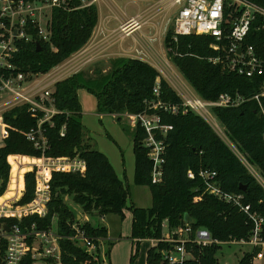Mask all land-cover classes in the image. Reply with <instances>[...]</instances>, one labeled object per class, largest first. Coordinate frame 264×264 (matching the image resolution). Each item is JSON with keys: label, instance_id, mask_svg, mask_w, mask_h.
<instances>
[{"label": "trees", "instance_id": "obj_1", "mask_svg": "<svg viewBox=\"0 0 264 264\" xmlns=\"http://www.w3.org/2000/svg\"><path fill=\"white\" fill-rule=\"evenodd\" d=\"M48 18L49 40L41 39L37 28L31 25L26 29L31 38L17 41L19 50L12 59L16 67L14 74L20 71L27 75V79H32L49 72L87 46L99 23V8L96 3L83 5V0H71L67 8H52ZM214 41L213 36L194 33L180 35L176 39L173 29L166 35L171 61L203 98L215 100L224 92L249 96L257 91L258 81L209 61L210 57L216 55L211 47ZM250 42L264 55V31L252 33ZM158 78L160 95L156 97L154 87ZM79 89H86L96 96L99 114H113L119 123L123 121V114L146 111L147 101L159 99L171 104L182 101L156 67L134 57L113 59L107 72L81 70L57 81L52 95L61 113L54 116V125L44 124L49 145L46 153L50 156L80 155L86 161V167L79 172L54 173L49 213L42 224L48 226L55 217L60 234L74 233L72 224L80 221L79 213L65 200L68 196L89 216L103 217L114 213L124 218L125 210L129 209L133 215L132 238L138 240L160 239L164 222L170 229L183 226L186 224V214L193 219L191 225L195 229L206 228L214 239L221 242L251 238L254 224L248 215L238 205L207 193L198 172L202 169L216 171L225 192L243 194L244 205H250L251 210L263 217L264 188L200 115L193 111L171 114L161 110L163 123L172 128L164 136L166 162L164 178L158 184L151 181L152 163L143 145L146 133L139 125L133 128L134 182L148 186L152 193V206L141 208L134 203L128 205L129 185L118 176L109 157L94 149L91 140L85 137ZM215 113L229 139L251 164L264 170V117L257 102L249 100L237 107L216 108ZM3 119L9 126V135L0 144V178L3 180L0 197L12 194L15 184L20 181L23 191L21 202L25 203L33 198L35 173L32 167H20L17 162L25 163L41 155L24 134L36 127L38 120L28 111L27 105L9 109L3 114ZM63 126L64 135L61 134ZM189 170L194 171V178L188 176ZM241 185L246 189L241 190ZM198 196L201 199L196 201ZM83 228L88 234L102 237L104 241L108 237V229L104 225L88 221ZM261 235L264 239V225ZM61 244L65 264H102L95 262L73 240H62ZM168 246V243L159 242L151 247L147 263L167 264L162 251ZM221 246L216 243L205 247L188 244L187 248L192 250L195 259L188 260L186 264H217L216 253ZM261 249L255 246L239 264H253L254 257Z\"/></svg>", "mask_w": 264, "mask_h": 264}, {"label": "built area", "instance_id": "obj_2", "mask_svg": "<svg viewBox=\"0 0 264 264\" xmlns=\"http://www.w3.org/2000/svg\"><path fill=\"white\" fill-rule=\"evenodd\" d=\"M70 1L0 0V18L2 20L0 22L2 140L9 135V126L4 122L3 114L15 106L27 105L28 111L38 121L36 127L24 134L41 152L39 157H34L28 162H17L20 167L24 165V167H32L34 170L35 189L33 198L25 203L20 202L23 196L20 181L15 184V190L12 194L0 197V264H65L62 258V240H73L95 262L109 264L107 252L102 249L101 245L103 238L88 234L83 228L84 223L79 221L72 224L74 230L72 235H63L58 232L55 217L48 226L42 224L49 213V204L53 195L51 183L54 173L79 172L86 167V161L80 155L50 156L46 153L49 145L44 124L54 125V116L61 113L57 109L55 98L52 95L54 84L81 71L86 64L90 63L94 59L91 49L89 47L82 48L64 63L55 66L47 73L36 75L32 79H27V75L20 71L13 73L16 67L12 63V59L19 50L17 41L31 38L27 35L26 29L34 25L37 28L38 36L43 40H49V11L54 7L67 8ZM96 1L98 0H83V5H90ZM169 1L172 5L180 6L173 24L176 39L180 35L193 33L213 36L215 41L211 47L215 50L216 55L210 57L209 61L213 64H221L231 72L258 81L259 88L249 96L224 92L217 99L211 100L200 96L192 86H184L182 89L178 86L179 89L176 91L182 99L180 104L153 99L147 101L148 108L146 111L138 114L127 113L131 125L133 127L139 125L146 133L143 145L152 163V183L158 184L164 178L166 162L164 136L172 128L171 125L163 123L161 110L171 114L193 111L200 115L227 144L229 143L230 148L264 188V170L251 164L247 156L229 139L227 132L225 133L218 124V117L215 113L216 108L237 107L249 100H254L264 117V55L250 42L252 33L264 31V0ZM145 22L146 20L138 15L122 21L119 29L125 34V37L140 29ZM167 66L169 70L165 68V71L163 69L159 71L162 76L165 75V72L168 73L170 79L175 82L176 73H173L172 66L169 64ZM9 72L11 73L8 74ZM154 94L156 97L160 95L159 78L154 87ZM7 96L10 98L5 100ZM219 122L221 123L220 120ZM224 130L226 131L225 127ZM64 131L65 126H63L62 135H64ZM198 175L203 180L207 193L238 205L253 222L254 228L251 238L249 240H236L235 242L249 243L264 248V239L261 235L264 217L251 210L250 205H244L243 194L225 192L221 187L216 171L202 169ZM188 176L194 178V171L189 170ZM200 199L201 196L195 198L196 201ZM153 242L169 244L162 251L167 264H186L188 260L195 259L192 250L187 248L188 244L205 247L220 243L219 240L212 237L208 229H195L187 221L185 225L171 229L164 222L162 237L153 239Z\"/></svg>", "mask_w": 264, "mask_h": 264}, {"label": "rangeland", "instance_id": "obj_3", "mask_svg": "<svg viewBox=\"0 0 264 264\" xmlns=\"http://www.w3.org/2000/svg\"><path fill=\"white\" fill-rule=\"evenodd\" d=\"M103 1L113 3L115 0ZM120 4H122V2ZM108 6L111 7L112 4H109ZM179 8V5L168 8L166 15V19L169 21L167 24V31L173 29L175 16L177 15ZM119 34L122 37L125 35L120 29ZM167 63L173 67V73H176V76L172 73L176 78L175 82L170 79L171 77L168 73L165 72L164 76L169 82H171L170 84L175 90L179 89L178 86L181 89L184 88V86H191L179 68L171 61L169 55L167 56V62H164L162 65H160V69H163L164 71L165 68L168 69ZM105 64V67L109 66L111 68L110 62ZM84 67L82 70L89 73H93L94 69L97 70V66L94 67L93 63H89ZM110 68L107 71H109ZM78 96L82 105V122L85 126V137L91 140V144L94 149L104 152L109 157L121 179L125 182V184L129 185L130 196L128 199V205L134 203L135 205L142 207L151 206L152 193L150 188L148 186L137 185L134 182L135 154L132 137L134 127L130 123V118L123 114V121L122 123H119L113 114H99L96 96L86 89L79 90ZM9 98L10 96L5 97V100ZM217 122L221 129L226 133L223 124H221L218 119ZM1 130L2 128L0 119V144L3 142ZM232 148L235 149L233 146ZM254 168L258 170V168ZM66 201L73 207H76V205L69 198ZM92 219L93 222H96V217H93ZM103 224L107 226L110 237L112 238L111 240L114 241H103L101 244L102 249L105 252H108L109 250L111 251L113 263L136 264V262L139 260V256L136 257V247H138V244L136 247H134V254L131 252L132 239L130 235H132V212L129 209L125 210L124 218L118 214H109L105 220H103ZM217 244H222L221 248L216 253V258L218 259L217 264H239L243 256L246 253L252 252L255 247L249 243L240 244L235 241L227 243L220 241V243ZM147 245H150V241L145 240L140 245V252L138 251V255H141L143 249L147 247ZM259 251L260 252L254 257L253 264H264V248ZM132 255L135 257L134 259H132Z\"/></svg>", "mask_w": 264, "mask_h": 264}, {"label": "crops", "instance_id": "obj_4", "mask_svg": "<svg viewBox=\"0 0 264 264\" xmlns=\"http://www.w3.org/2000/svg\"><path fill=\"white\" fill-rule=\"evenodd\" d=\"M118 2H120V0H115L113 3L103 0L96 1V4L99 8V23L97 24L94 34L88 45L85 46V48L89 47L91 49L94 56V59L90 62L91 64L93 63L94 67L97 66V70L94 69V71L97 73L98 71L106 72L110 67H105V63H111L113 59L122 56L140 58L149 62L158 70H160V65H162L164 62H167V56L169 55L166 45V35L168 32L167 24L169 22L166 19L167 11L168 8L177 5H172L169 0H121L122 4H120L121 2ZM109 4H112V6H108ZM138 15H141L146 20L142 27L134 31L131 35L125 37L120 36L119 28L121 22ZM68 198L69 197L66 196L65 200ZM151 206L138 207L150 208ZM74 208L79 213L78 218L81 223L91 221L95 225L106 226L103 224V220H105L107 215L103 217L89 216L82 212L79 207L76 206ZM93 217H96V222H93ZM130 237L132 239V254H134V247H136L138 244V247H136V257L139 256V260L136 262V264H148V250L151 247H154V245L157 243H153V239L151 238L138 240L136 238H132V235H130ZM111 239L112 238L110 237V233L108 231V237L105 239V241H114ZM145 240L150 241V245H147V247L144 246L145 248L143 249L141 255H138V251L140 252V245ZM107 257L108 263L114 264L110 250L109 254L107 253Z\"/></svg>", "mask_w": 264, "mask_h": 264}, {"label": "water", "instance_id": "obj_5", "mask_svg": "<svg viewBox=\"0 0 264 264\" xmlns=\"http://www.w3.org/2000/svg\"><path fill=\"white\" fill-rule=\"evenodd\" d=\"M38 45L40 46L39 43H38ZM39 50H41V49L39 48ZM98 73H100V71H98ZM2 183H3V180L0 178V185H1ZM240 189H241V190H245L246 187L241 185V186H240ZM185 221L191 223V222L193 221V219H192L188 214H186V215H185ZM5 227L7 228V226H5ZM7 229H9V228H7Z\"/></svg>", "mask_w": 264, "mask_h": 264}]
</instances>
